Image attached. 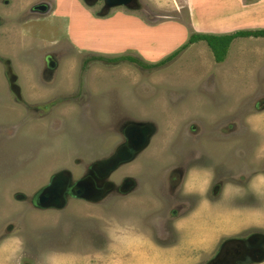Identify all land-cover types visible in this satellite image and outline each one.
I'll use <instances>...</instances> for the list:
<instances>
[{
	"label": "rangeland",
	"instance_id": "1",
	"mask_svg": "<svg viewBox=\"0 0 264 264\" xmlns=\"http://www.w3.org/2000/svg\"><path fill=\"white\" fill-rule=\"evenodd\" d=\"M81 1L93 15H109V11L117 9L134 11L149 23L169 19L187 22L183 0H132L125 6L111 8L101 0L92 4ZM29 23L36 35L66 43L59 41L50 48L38 43L27 45L17 36L10 44L18 56L17 62L12 57L0 56V220L10 214L9 198L21 200L22 205V212L14 217L19 223L5 220L0 232V241L2 236L11 235L19 239L11 249L14 253L10 264H107V257L115 249L107 244L106 226L114 216L140 219L144 224L153 219V237L157 234L159 238H168L165 220L173 203L168 187L174 164L171 156L175 152L176 162L180 157V139H170L171 125L186 113L200 116L204 112L223 111L252 94L254 85L263 92L260 82L264 85V39L236 38L220 65L213 61L208 49L207 53L199 50L206 46L199 41L169 63L142 68L120 58L94 59L95 55L72 47L64 30H55L46 20L39 18ZM114 30L115 33L106 30V34L115 37L123 32ZM44 55L54 62L52 71L44 66ZM114 70H123L138 79L134 83L131 77ZM67 85L69 88L64 90ZM41 86L51 87L44 92L55 94L38 103L29 100V93L39 96ZM258 98L264 99L263 95ZM130 122L148 126L150 142L134 160L97 180L119 184L127 179L133 183L129 194L113 203L115 207L102 210V202L89 203L71 197L58 210L38 209L30 203L35 190L53 172L66 171L69 180H78L92 164L112 156ZM205 129L200 126L194 138L193 130L181 128L184 138L180 154L187 158L190 149L194 151L193 146L198 148L196 140ZM167 134L168 141L163 142L161 139ZM139 193L156 197L157 207L142 213L139 199L129 196ZM34 214L44 216L39 219ZM41 224L45 228L37 229ZM251 232L264 237V231L250 230L223 238L211 254L201 256L194 264H221L225 260L224 248L247 238ZM262 249L264 252V242ZM256 263L264 264V257L247 264Z\"/></svg>",
	"mask_w": 264,
	"mask_h": 264
},
{
	"label": "crops",
	"instance_id": "2",
	"mask_svg": "<svg viewBox=\"0 0 264 264\" xmlns=\"http://www.w3.org/2000/svg\"><path fill=\"white\" fill-rule=\"evenodd\" d=\"M183 2L186 24L174 19L149 23L134 11L117 9L109 11V15L104 12L93 15L81 0H0V56L12 57V61L17 62L18 56L10 46L17 36L23 38L27 45L38 43L50 48L59 41L66 43V40L46 38L32 32L29 22L39 18L46 20L48 26L53 25L55 30H64L68 43L77 51L111 59L128 55L139 64L125 62L142 68L145 66L141 64L147 66L164 58L185 42L190 33L227 35L239 30L264 29V0ZM39 5H44L46 9H37ZM115 28L123 32L112 37L99 31L106 29L115 33ZM236 38L258 41L264 36H236L229 42L227 51ZM199 41L203 40L193 41L188 46ZM168 43L169 46L163 47ZM205 45L199 49L203 53H207L206 49L210 51ZM210 55L215 63L220 65L223 62H216L211 51ZM51 62L44 55V66L52 71ZM51 71L48 72L50 75ZM92 71L95 73L98 70ZM116 71L131 77L134 83L138 79V76L123 70L113 72ZM108 73L112 72L109 70ZM42 88L41 93L44 94L40 93V98L29 93L28 99L38 103L49 100L55 94L44 92L51 87ZM252 89V94L218 113L204 112L200 116L186 113L176 117L177 121L171 125L170 139L173 142L176 138L180 139L177 145L178 162L175 161V152L171 156L174 163L172 170L177 169L179 174L176 183L172 184L173 203L165 220L168 238H159L157 234L153 237V219L144 224L140 219L114 216L106 226L107 244L115 249L107 257V264H194L201 256L211 254L223 238L237 236L244 231H264V99L258 98L259 95L264 97V91L260 92L258 85ZM36 97L39 99L36 100ZM200 126L206 128L201 138L196 140L200 145L198 148L193 146L194 151L190 149L185 158L183 153L180 154L184 138L180 130L188 127L198 132ZM168 137L169 134L161 140L166 142ZM152 196L137 197L142 213L157 207V198ZM9 201L10 214L1 217L0 232L5 220L19 223L14 217L22 212L21 200L9 198ZM34 216L39 218L38 214ZM43 216L41 214L39 219ZM43 226L41 224L37 229L42 230ZM17 241L16 235L1 237L0 264H10V256L14 253L11 249Z\"/></svg>",
	"mask_w": 264,
	"mask_h": 264
},
{
	"label": "flooded vegetation",
	"instance_id": "3",
	"mask_svg": "<svg viewBox=\"0 0 264 264\" xmlns=\"http://www.w3.org/2000/svg\"><path fill=\"white\" fill-rule=\"evenodd\" d=\"M86 1L92 4L95 0ZM81 20H79V22H81ZM99 31L106 33V29H100ZM94 59L103 58L102 56H94ZM51 63L52 66H54V62L52 61ZM142 126L143 125L138 124V122H130L126 124L122 132L123 141L115 148L114 154L92 164L90 169H88L87 174L80 179L74 181L69 180V175L66 171L53 172L46 182L35 190L30 199V203L38 209L49 208L58 210L65 207L67 199L71 197L73 200H80L89 203L102 202L105 204L102 206L104 207L102 210L107 209V211H109L110 206H114L113 203L123 200L121 197L125 196L128 191L131 190L130 188L133 186V183L127 179L122 180L119 184L113 182L102 183L97 182V180H102L111 174V172L118 170L122 165L134 160L139 154H141V152H143L145 147L148 146L150 142V129L149 134H146L145 136V143L143 145H138L139 140L144 133L141 131ZM129 149H133L134 152L128 157L126 151ZM124 158L128 159L120 161ZM177 171V169L172 170V183L168 185L170 191L172 189V184L177 181L179 174ZM63 174L66 176L64 175L65 177H62ZM146 195V193H139L138 196L146 197ZM102 196H107V199L102 198ZM129 196L134 198L138 197L134 194H130ZM130 198L128 200H130ZM263 242L264 237H262V235L257 232H251L247 238L235 241L232 246L224 248L225 260H223L221 264H247L255 263L259 260L262 261V258L264 257L262 249ZM211 261L213 262L212 258L210 259V262Z\"/></svg>",
	"mask_w": 264,
	"mask_h": 264
},
{
	"label": "trees",
	"instance_id": "4",
	"mask_svg": "<svg viewBox=\"0 0 264 264\" xmlns=\"http://www.w3.org/2000/svg\"><path fill=\"white\" fill-rule=\"evenodd\" d=\"M248 35H253V36H264V29H259V30H239L235 31L231 34L227 35H215V34H202V33H190L187 40L183 42L180 46H178L176 49H174L172 52L167 54L164 58L156 62V65H162L169 60H171L173 57H175L179 52H181L185 47H187L191 42L197 41V40H203L207 46L209 47L210 51L213 54V58L216 62H221L223 61L227 47L229 42L231 41L232 38L236 36H248ZM123 59L127 60L130 62H137L135 58L125 55V56H119L116 59ZM139 64V63H138ZM142 66H146L141 64ZM149 66V64L147 65Z\"/></svg>",
	"mask_w": 264,
	"mask_h": 264
},
{
	"label": "water",
	"instance_id": "5",
	"mask_svg": "<svg viewBox=\"0 0 264 264\" xmlns=\"http://www.w3.org/2000/svg\"><path fill=\"white\" fill-rule=\"evenodd\" d=\"M102 1H103V4L105 7L111 8L114 6H125V5L129 4L132 0H102ZM37 9L44 11L46 9V7L44 5H39V6H37ZM141 131H143L144 133H143V136L140 138L138 145H143L145 143V140H146L145 136H146V134H149V132H150L149 127L146 125H143L141 127ZM132 152H134V150L129 149L126 151V155L129 157L132 155ZM126 159H128V158H124L120 161H123Z\"/></svg>",
	"mask_w": 264,
	"mask_h": 264
}]
</instances>
